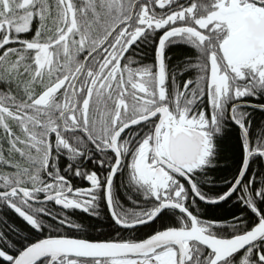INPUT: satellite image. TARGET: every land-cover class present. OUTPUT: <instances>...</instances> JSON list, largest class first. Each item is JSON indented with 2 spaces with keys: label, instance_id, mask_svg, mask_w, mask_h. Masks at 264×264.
<instances>
[{
  "label": "snow or ice",
  "instance_id": "6c2138e0",
  "mask_svg": "<svg viewBox=\"0 0 264 264\" xmlns=\"http://www.w3.org/2000/svg\"><path fill=\"white\" fill-rule=\"evenodd\" d=\"M0 264H264V0H0Z\"/></svg>",
  "mask_w": 264,
  "mask_h": 264
},
{
  "label": "trees",
  "instance_id": "16d2710c",
  "mask_svg": "<svg viewBox=\"0 0 264 264\" xmlns=\"http://www.w3.org/2000/svg\"><path fill=\"white\" fill-rule=\"evenodd\" d=\"M145 50V46L142 45L139 47V49L137 50V52H141V51H144ZM148 56L151 57L152 56V51L149 49L148 50ZM118 194L123 198L124 194L121 190L118 189ZM129 206H130V203H129ZM105 207L106 206H103V211H101V215L99 217H96V218H90L88 216H86L85 214L83 213H80V212H77L76 214H71L72 215V219L76 220L78 223H83V224H86V225H89V224H96L98 226H103V229H104V233L107 234L108 231H109V228H108V215H107V211L105 210ZM230 211H233L232 209V204L229 203L227 205H224L220 208H212V207H209L207 208V212H208V216L209 217H224V218H227V213L230 212ZM11 215V213H10ZM13 219H16V217L13 216ZM16 222L19 223V220L16 219ZM89 231V234L92 236V237H96L99 235V233H97L96 231L92 230L91 228L88 229Z\"/></svg>",
  "mask_w": 264,
  "mask_h": 264
},
{
  "label": "flooded vegetation",
  "instance_id": "af4514ba",
  "mask_svg": "<svg viewBox=\"0 0 264 264\" xmlns=\"http://www.w3.org/2000/svg\"><path fill=\"white\" fill-rule=\"evenodd\" d=\"M142 46V45H141ZM139 49V48H138ZM137 49V50H138ZM145 62H151V59H149V60H147V61H145ZM91 166V165H90ZM74 184H75V186H86V182H84V181H81V180H79L78 178L76 179V180H74ZM103 207V206H102ZM105 210L107 211V209H106V207H105ZM101 211H103V208H101ZM77 212H79V210H77ZM80 213H82V212H80ZM83 214H85L86 216H88V217H90V218H96V217H92V216H90V214H87V213H83Z\"/></svg>",
  "mask_w": 264,
  "mask_h": 264
}]
</instances>
